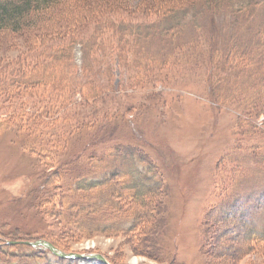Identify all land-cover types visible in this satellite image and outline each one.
<instances>
[{
  "label": "rangeland",
  "instance_id": "obj_1",
  "mask_svg": "<svg viewBox=\"0 0 264 264\" xmlns=\"http://www.w3.org/2000/svg\"><path fill=\"white\" fill-rule=\"evenodd\" d=\"M139 1L133 0V4ZM261 1L264 3V0ZM261 7L258 13L252 8L251 13L256 15L258 24L261 21L262 25L259 26H262L264 31V7ZM163 12L154 9L144 13L142 10L130 11L116 7L111 14L120 22L137 18V21L148 24V21L153 22V19L162 17L165 13ZM159 21L164 22L165 19L160 18ZM211 21L209 17L204 23L202 20L197 26L196 34L193 23L184 31L176 33L179 38L175 47L181 44L184 49L174 48L172 46L174 44L170 43L168 48V45L163 44L159 49L165 47L167 50L157 56L159 59L156 62L147 59L152 54L147 53V48L150 46H142L148 57H145L147 62H143L144 67L141 71V67L137 65L131 67L123 63L125 68L118 66L116 62L102 68V63L95 61L94 58H90V62L84 65L81 59V46L76 49L77 65H75L70 58L63 55L61 49L57 51L55 48L53 53H49L46 48L50 46L39 48L37 45L35 51L39 50L43 53L42 56L37 52H28L25 47L28 44L22 41L23 39L12 46H9V38L0 39V74H2L0 86L7 80L19 76L15 71V65L20 55L26 54L27 59L35 54V60L43 57L39 62L42 68L47 64L43 63L46 57L48 63L54 61L48 70L55 79L61 80V76L65 74L68 82L81 87L74 102L76 105L68 111L69 117L74 116L92 122L100 119L106 111H110L116 118L107 133H110L108 136L117 138L114 147L122 146L123 151L126 152L121 153L119 157L120 162H118L121 167L118 175H122L121 185L125 188L126 194L132 196V203L123 204L124 213L113 219H110L109 213L117 208L110 203L108 207H102L98 213V216L107 218H94L90 221L84 218L87 208L92 207L88 203L90 206L82 208L80 212L75 209L59 211L58 216L68 217V221L64 224L56 220L58 224L51 225L50 230L59 243L74 250L73 253L77 251L87 256L102 255L109 264H264V248L261 249V245H257L254 249L250 248L249 252L244 251L249 245L246 239L250 232L257 230L264 233V208L257 209L260 211L257 216L250 212L256 209H248L245 214L246 224L240 217L243 207L254 203L263 204L259 201H264V126L262 125L264 116L257 121H252L248 117L254 116L255 111L251 109L253 102H256L254 98L264 99L262 93L264 82L261 83L260 88L255 89L254 87L259 83L252 80L249 74H242L235 79L232 71L229 70L231 66L227 65L228 68L225 66L227 75L223 70L217 81L221 84L218 89L223 100V106L218 107L216 93L209 90L208 82L204 77V72L207 71L205 61L200 54L192 55L189 52L196 47H198L197 53L204 54L205 51H209L206 49L205 40L200 42L201 39L198 41V38L202 34L201 31L205 33L211 31L209 30ZM88 30L89 27H82L77 37L88 41L87 37L90 34L87 33ZM141 30L144 34L147 32L145 28ZM162 30H166L165 26ZM232 37L230 36V39ZM238 38L241 42L251 39L247 32L240 33ZM128 39L123 41L112 35L110 43L107 44L114 47L120 41L121 53L131 54V48L128 46L130 39ZM152 39L151 37L150 41ZM152 42L153 45H157L160 40ZM166 52L173 54V58L166 69L160 70L158 61L163 56L166 57ZM263 52L264 40L254 55L256 62L258 57H262L261 61L264 64ZM126 58L131 62L133 60L127 55ZM23 69L34 75L36 70H39L32 67L31 63ZM119 69L122 70V74ZM263 73L264 67L260 69V76ZM23 74L26 75L22 71L20 76ZM136 74V78H144V80L140 81L143 85L134 87L135 83H132L134 81L131 78ZM258 76L257 72L256 77ZM86 84L90 85L86 86ZM84 87L87 88L84 90ZM40 88V91L37 89L35 92L26 90V94L20 92L2 96L0 120L11 117L17 110L35 113L47 108L48 105L59 103L55 87L44 83ZM95 89L102 90L104 96L98 99V96L93 97L90 92ZM82 96L83 98L88 96L90 101L82 102ZM53 112L54 110L50 111ZM123 113L141 114L137 126L133 127L135 129L133 133L125 119L123 120ZM255 124L260 128H256ZM101 141L98 146L88 148L92 151L85 153L86 157L89 154V157L94 159L96 155L102 154L106 140ZM136 146L147 150L146 153L143 152L146 162L142 161V157L137 156V153L133 157L129 156L135 152ZM22 148L23 146L10 136H1L0 131V187H3L5 195H9L6 200L0 202V217L7 220L14 214V221L21 219V215L33 217V212L29 210L24 200H17L19 197L12 198V195L19 192L17 180L23 178L17 173L16 167L18 166L25 173L29 169L23 168L28 164V156L21 153ZM86 157L81 158L82 161L75 168L74 173L77 172L76 169L83 170V167H86ZM107 162L111 161L107 159ZM13 168L17 170L14 171ZM126 171L130 176L126 175ZM101 176L108 178L109 174L104 173ZM243 179L246 181L245 185ZM159 181L165 185L163 191L145 192V187L156 186V182ZM88 182L90 178H85L82 185L78 186L84 187L83 185ZM226 185L235 188H232L221 200L220 195L222 196L224 190L228 189ZM240 185L243 187L241 188ZM107 186L108 184L103 189H98L99 194H96L95 188L91 189L94 196L92 195L88 200L99 202L98 197L104 194L103 192L100 194V191L105 192L109 188ZM233 190L238 193L240 209L230 210L233 208L230 205L227 208L221 207L217 212L211 211L212 221L207 225L206 212L213 205L227 201ZM144 201L149 205V208H146L149 216L145 219L141 215L144 208L140 207ZM77 230L88 234L79 236L76 234ZM262 240L264 234L261 235L259 242H263ZM15 243L29 245L27 242H11V244ZM11 250L8 252L0 250V264H55L50 262L52 257L38 258L25 247ZM105 255L111 258L113 263ZM137 257L139 260L133 262ZM71 264L104 263L84 261Z\"/></svg>",
  "mask_w": 264,
  "mask_h": 264
},
{
  "label": "trees",
  "instance_id": "obj_2",
  "mask_svg": "<svg viewBox=\"0 0 264 264\" xmlns=\"http://www.w3.org/2000/svg\"><path fill=\"white\" fill-rule=\"evenodd\" d=\"M168 2L170 5H165ZM260 5L264 7V3L261 0H140L136 4H133V0H0V39L9 38V46L16 45L18 40L23 39L22 41H26L28 44L25 46L28 52H37V54L42 56L44 55L39 50L35 51L37 45L39 48L41 46H50L46 48L49 53H53L55 48H57V51L61 49L63 55L70 58L75 65H77L76 49L81 46V59L84 65L90 62V58H94L95 61L102 63V68L116 62L118 66L123 67H125L123 63L131 67L137 65L141 67V71L144 67L145 57H148L142 46H150L151 49L147 48V53L151 52L152 54L147 59L156 62L159 59L157 56L167 50L165 47L159 49V46L163 44L169 46L170 43L171 45L174 44L172 45L174 48L184 49L181 44L175 47L177 38H179L176 33L184 31L188 25L191 26L193 23L196 28H194V33L196 34L198 33L197 26L200 22L203 20L204 23L206 18L209 17L212 19L209 28L211 31L207 33L201 31L202 34L198 38V41L201 39L200 42L205 40L206 49L209 51H205L204 54L202 52L197 53L198 47H196L189 52L192 55L200 54L205 61L207 71L204 72V77H206L208 82L209 90L211 92L213 90L216 93L219 107V105L223 106V100H221L220 89H218L221 84L217 81L221 77L220 72H223L225 66L227 68V65L231 66L229 70L232 71L235 79L242 74H249L252 80L259 83V85L254 87L255 89L260 88L261 83L264 82V73L260 76V69L264 67L263 61H261L262 57H258V62L254 60V55L264 40V37L262 38L264 31L262 26H259L262 25L261 21L258 24L255 18L256 15L251 13L252 8L258 13L257 11L262 9ZM116 7L130 11L142 10L144 13L160 9L165 12L160 17L164 18L165 21H159L160 18L158 17L153 19V22L148 21V24L144 21H137V18L120 22L118 21L119 19H115L111 14V11ZM105 11L110 12L106 13ZM91 20L92 22L90 23ZM164 26L166 30H162ZM82 27H89L87 32L90 33L89 37H87L88 41L77 37L78 31ZM142 28L147 30L145 34L142 32ZM245 32L251 39L250 41L243 40L241 42L240 38L237 39V37L240 33ZM112 35L123 41L129 38L130 44L127 43L131 48V54L121 53L119 49L122 42L120 41L114 47L107 44L110 43ZM230 36L233 37L230 39ZM151 37L153 39L150 41ZM158 39L160 43L153 45L152 41H157ZM126 55L133 58L132 62L130 59L127 60ZM167 55L169 56L167 57ZM172 55L166 52V57L163 56L158 61V65L161 67V69H158H166L172 61ZM41 59L43 57H38L35 60V54L27 59L26 54L20 55L15 65V71L19 73V76L7 80L6 83L4 82L0 86L1 98L2 96L20 92L26 94V90L35 92L38 89L40 91V87L47 83L56 88L57 99L59 100V103L52 106L48 105L47 108L38 110L35 113H25L17 110L11 117L0 120L1 136H10L15 142L20 143L23 146L21 153H25L28 156V164L23 166L25 169L29 168L27 173L23 172L18 166L16 167L18 170L13 168L23 178L17 180L19 182V192L12 195V198L19 197L17 200H24L29 210L33 212V217L21 215V219L17 221H14L15 214L8 220L0 217V250L8 252V250L12 251L11 249L13 248L25 247L31 253H35L34 255L38 258L52 257L53 259L50 258L51 263H82L84 261L76 262L75 260L61 259L53 255L48 249L34 248L23 243L11 244V242L21 241L25 243L43 240L53 243L64 252L73 253L74 250L61 245L58 239L54 237L53 231L50 230L51 225L58 224L56 220H60L64 224L68 221V217L58 216L59 211L64 209L73 211L75 209L80 212L82 208L92 205L93 208L90 206L84 214L86 221H90L94 218H107L105 214V217L98 216V213H100L102 207H108L110 203L114 208H117L112 213H109L110 219H113L124 213L122 211L123 204L132 203V196L129 197L125 192V188L121 185L122 175H118L121 167L119 157L126 152L123 151L122 146L117 145L114 147L115 143H117V138L108 136L110 133H107L115 123L114 114L106 111L100 119L92 122L83 121L74 116L69 117L68 111L72 106L76 105L74 102L77 95H79V88L81 87L74 85L70 81L68 82L65 74V77L61 76V80L55 79L48 70L54 61L48 63V59L45 57L43 63L47 64L42 68L39 63ZM30 63L32 67L39 69L36 70V75L24 69L22 70ZM22 71L26 75L20 76ZM224 71H226L225 74L227 75V70ZM256 71L259 73L258 77H256ZM119 72L122 74L121 69H119ZM41 76L43 79H41ZM136 77L137 74L134 78H131L134 81L132 83H135L134 87L143 85L140 81H143L144 78ZM89 85L86 84V86ZM85 88L87 87H84V90ZM90 93L93 94V97L98 96L97 99L104 96L102 90L95 89ZM262 93L264 95V91ZM254 99L256 102L254 101L251 105V109L255 111L254 116L248 117L252 121H257L261 116H264V99ZM48 100L50 101V98ZM89 101L90 98L88 96L82 100V102ZM52 110L54 112L50 113ZM140 115L122 114L123 120L125 119L124 121L130 128L131 133L134 132L135 129L133 127L137 126ZM262 125L264 126V120ZM255 127L260 128L258 124H255ZM102 139L106 140L102 154L96 155L94 159L90 158L89 154L86 157L85 153L92 151L88 148L98 146V144L102 143ZM83 141L85 142L83 143ZM42 143H45V145H42ZM135 148V152L129 156L133 157L137 153V156L142 157L141 160L146 162V159L143 158V152L146 153L147 150L137 146ZM82 157L87 159L86 167H83V170L81 168L76 169L77 172L74 173L75 168L80 165ZM107 159L111 162H107ZM101 173H108L109 177L101 176ZM127 174L130 176L128 172ZM85 178H90V182L83 185L84 187H79L78 185H82ZM133 180L136 181L135 179ZM245 183L246 181L243 179V185ZM107 184L109 188L105 192L100 191V194L101 192L104 194L98 197L99 202L88 200L93 195L91 189L95 188L96 194H99L97 190L103 189ZM155 185L145 187V192H160L165 189L162 181L156 182ZM18 187L16 186V188ZM226 187L228 189L224 190L222 196L220 195L221 200L232 188H235L227 185ZM240 187L242 188L243 186L240 185ZM108 191L110 192L108 193ZM237 192H239L238 189ZM4 193L6 192H4L3 187H0V202L6 200L9 196ZM237 199L238 193L233 190L227 201L210 207L205 215L207 225L212 221L211 211L217 212L221 210V207L227 208L230 205L233 207L230 210L240 209ZM73 200H77V202H73ZM259 202L263 204H249L241 209L240 217L243 223H247L245 214H247L248 209H256V211L250 212L252 215L257 216L260 212L257 209L264 208V201L260 200ZM87 203L90 205L88 206ZM98 203L103 205L99 206L97 205ZM142 203L140 207L144 208V211L141 215L145 219L149 216L146 209L149 208V205H146L145 201ZM5 220L7 222H4ZM76 234L86 236L88 233H82L77 230ZM263 234L257 230L250 232L249 239H246L249 245L244 251L247 252L248 250L249 252L251 251L250 248L254 249L257 245H261V249H263L264 240L259 242ZM105 256L107 257V255ZM108 259L113 263L111 258Z\"/></svg>",
  "mask_w": 264,
  "mask_h": 264
},
{
  "label": "water",
  "instance_id": "obj_3",
  "mask_svg": "<svg viewBox=\"0 0 264 264\" xmlns=\"http://www.w3.org/2000/svg\"><path fill=\"white\" fill-rule=\"evenodd\" d=\"M28 244L32 245L33 247H43L46 249H49L54 255H56L59 258L63 259H83V260H91V259H100L104 262H106V259L103 258L102 255H84L79 253H66L60 249H58L53 243L49 241H37L36 243L27 242Z\"/></svg>",
  "mask_w": 264,
  "mask_h": 264
},
{
  "label": "bare ground",
  "instance_id": "obj_4",
  "mask_svg": "<svg viewBox=\"0 0 264 264\" xmlns=\"http://www.w3.org/2000/svg\"><path fill=\"white\" fill-rule=\"evenodd\" d=\"M129 3V2H128ZM103 258H105L104 256H103ZM106 259V258H105ZM139 260V258L137 257V258H135L134 260H133V262H137ZM92 261H98V262H101V263H104V264H109L108 263V261H106V262H104V261H102V260H100V259H91V260H86V262H92Z\"/></svg>",
  "mask_w": 264,
  "mask_h": 264
}]
</instances>
